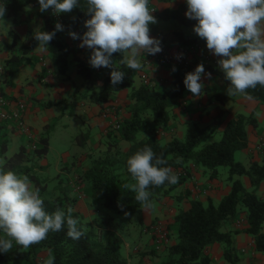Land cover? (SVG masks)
Segmentation results:
<instances>
[{"label": "trees", "instance_id": "1", "mask_svg": "<svg viewBox=\"0 0 264 264\" xmlns=\"http://www.w3.org/2000/svg\"><path fill=\"white\" fill-rule=\"evenodd\" d=\"M167 2V0H156ZM83 6L84 0H80ZM36 6L34 18L41 19L40 29L51 32L55 28L50 10L41 13L38 0H0V5H5L6 16L15 15L26 4ZM187 9L186 0L180 1L176 7L167 8L158 13H151L160 19H176L182 26L197 23L183 15ZM85 8L77 7L71 13L60 14L63 31L56 32L55 38L48 45L50 59L57 73L66 77L68 65L73 62L75 71L83 79H92L101 75V84H90L80 93V97L103 106L113 105L118 126L115 130L106 124L107 143L103 151L92 158L87 169L76 175L78 191L88 198V206L97 209L102 206L105 214L92 219H84L83 215L73 209L72 216L79 221L78 228L85 229V234L78 240L67 235V225L62 231L49 232L47 239L39 244L23 250L13 242V247L8 252H0V264H43L49 253L55 257L54 264H130L122 255L120 246L123 241L125 223L131 221L140 226H145L140 211L141 205L135 200V193L123 188V184L133 182L127 172L126 161L142 149L150 146L157 155L167 160V165L178 175L177 184H165L160 187H151L150 200L161 198L168 194L173 187L181 184L189 175L190 164L201 167L208 178L219 175V167L226 169L225 179L229 188L216 202L210 198L205 201L190 199L186 209L177 208L173 213L171 222L166 223L168 236L175 235L173 243H163L161 249L154 244L149 249L150 256L160 260L151 264H208L210 257L206 249L213 242L219 243L222 258L229 264H237L238 253L234 247V234L243 230L252 238V249L264 254V232L262 231L264 219V198L257 193L259 182L264 180V142L258 149L262 161L251 160L248 166L235 159L233 153L236 149L246 147L247 137L245 126H256V121L251 115L237 112L227 119L219 137L212 136L217 126L221 123V114L224 109L217 110L212 123L198 125L195 120L188 119L184 124V133L181 138L171 136L169 140L161 141L156 137L157 131L167 128L169 109L179 104L189 91L185 88L183 80L185 74L194 71L198 64H203L206 73H213L224 83L229 82L224 78L219 67L206 63L197 56L186 58L183 61L171 62L165 66L169 70V80L166 85L151 79H141L137 85L133 84L134 76L138 71H133L119 64L121 54H113L115 66L125 73L122 83L113 88L110 81L112 69L101 67L93 71L88 59L82 60L75 55L72 43L66 40V32L74 28L86 29L84 21L90 17L85 14ZM13 20V19H12ZM10 41L3 42L1 47L7 52L6 58L0 63V69L8 78L23 64L24 54L36 44L34 37L31 42L18 43V35L9 29ZM190 42L191 39H184ZM175 67V71H173ZM95 74V75H94ZM126 88L129 99L133 100L127 106L126 116L118 114V108L112 103H105L116 98V92ZM0 94L2 91L0 90ZM251 99L264 102V88L257 86L249 89ZM220 103L232 100L233 96L227 93H216ZM105 103V104H104ZM102 111V110H101ZM54 121L44 126V132L36 138L33 147L26 149L21 145L16 151L6 155V138L4 131L0 132V171L11 170L18 175H27L33 187L42 189L44 184H39L34 174L33 159H38L47 150V132ZM8 122L0 120V128L6 129ZM137 132L141 137H136ZM81 133L75 135L79 139ZM129 142L126 150H121L118 142ZM241 175L248 179L249 186H244ZM44 199L45 210L49 213L57 207L65 210L72 208L77 199L76 195L68 196L61 191L59 195ZM122 206V207H121ZM128 213V215H125ZM122 215L124 220L120 219ZM243 217V225L223 230V223L236 224L235 221ZM135 220V221H133ZM0 237L4 234L0 232ZM41 250L45 254L38 258Z\"/></svg>", "mask_w": 264, "mask_h": 264}, {"label": "crops", "instance_id": "2", "mask_svg": "<svg viewBox=\"0 0 264 264\" xmlns=\"http://www.w3.org/2000/svg\"><path fill=\"white\" fill-rule=\"evenodd\" d=\"M180 1L182 2L183 0H167V2L151 0L149 7L154 9L152 13H158L163 9L176 7ZM27 6L30 8L27 9ZM35 10L36 6L28 3L15 15H5L4 21H1L2 43L10 41L9 29L16 31L18 35L17 45L31 42L34 30H41V19L34 18ZM186 11L187 9L183 12V15H185ZM155 18L157 23L149 25L150 35L161 41L163 49L180 50L187 53V58L197 56L206 63L218 67L217 61L219 58L207 49L206 42L193 31L196 23L182 26L176 19ZM70 31H74V29ZM68 33L69 31L66 32V40L73 44L75 55L82 60L89 59L87 49L76 45ZM184 39H191V41L185 42ZM37 47L38 41L31 50L24 54L23 64L9 78L0 69L1 95L10 100L23 99L26 102L23 120L31 132V139L28 140L26 136L18 133L11 125L6 127V129L0 128V132L4 131L7 143L6 147L8 148L9 144L16 151L20 145H23L26 149L30 148L31 143H34L38 135L44 132V126L52 121L54 123L47 132V149L49 133L53 131L55 125L61 129L69 127L81 128L82 130L79 132L81 133V137L79 139L75 138V141L72 143L71 165L66 164L60 170V172L66 174L63 185L61 182L60 192L64 191L68 196L69 192H71L72 195L77 196V202L88 201V198L78 191V186L81 184L78 185L76 183V175L80 171L87 169L92 161L91 159L103 151L108 140L106 133L107 118L101 115V110H103L102 105L80 97V93L90 84L100 85L102 76L94 74L95 77L92 79H83L75 71L74 64L71 62L65 72L66 77H63L56 72L48 50H40ZM6 56V50L1 47L0 63ZM144 58L145 56L142 54L140 57L142 62ZM95 70L98 69H93L94 72H96ZM142 78L151 79L159 84L166 85L169 80V70L165 65H144L143 69L138 71V74L134 76L133 84L137 85ZM202 81L205 85L202 95L194 97L188 92L180 99L179 104L171 107L169 109L167 128L163 131H157L156 137L162 141L169 140L174 135L181 138L184 133L181 129L184 130V124L188 119L195 120L200 126L210 124L217 110L222 108L224 110L220 117L221 123L216 128V131L219 132L227 119L235 115V113L241 112L245 115H251L256 121V126L249 124L245 126L247 144L246 147L240 148L242 152L239 160L245 166H248L251 160L261 162L262 159L259 156L257 147L264 142V102L248 99L243 95H235L232 100L220 103L216 97V93H227L226 89L228 86L222 83L217 75L213 73H211V78L202 77ZM127 91L126 88L120 89L116 92L115 99L105 102L117 106L118 114L121 116L128 115L126 111L127 106L133 101L129 99ZM128 145L129 142L125 140L118 142V146L123 151L127 149ZM5 154L8 155L6 152ZM65 154L63 152V155ZM190 165L189 175L181 184L173 187L168 194L161 198L151 200L154 203V208H141L140 215L145 225L152 220L163 224L170 223L176 209H186L189 206L190 199L195 198L205 201L207 198H210L213 202H216L227 192L229 185L225 179L227 175L225 174L226 169L215 178H208V174L201 167ZM240 179L244 186H249L245 175H241ZM257 193L264 198V180L259 182ZM86 208L88 209L90 206L87 205ZM87 215L99 217L103 213L99 208H93L92 210L91 207ZM231 227H237V225L227 222L223 230ZM262 231L264 232V222ZM174 240L175 235L172 233L166 243L171 244ZM153 241L154 239H151L146 245H153ZM252 241V238L243 230H239L234 234L233 244L239 256L237 264H264V254L252 249ZM132 244L131 253H125L126 249H124L122 254L126 257L128 263L138 264L140 263V259H142L143 264H151L162 257V254L156 257L150 256L145 252L142 258H139V250L144 249L139 248L134 243ZM121 247L123 248V244H121ZM125 247L126 243H124ZM127 250L129 251V249ZM206 252L210 257L208 264H229L222 258L219 243L213 242L208 245Z\"/></svg>", "mask_w": 264, "mask_h": 264}, {"label": "clouds", "instance_id": "3", "mask_svg": "<svg viewBox=\"0 0 264 264\" xmlns=\"http://www.w3.org/2000/svg\"><path fill=\"white\" fill-rule=\"evenodd\" d=\"M150 2L84 0L82 6L80 0H38L41 13L51 10L58 16L71 13L77 7L86 9L85 14L90 17L84 21L87 31L82 36L74 31L68 34L74 40H81L79 47L91 50L88 63L92 68L112 69L113 88L125 78V73L115 66L113 54H121L120 65L140 71L144 67L142 54L156 55L162 51L161 41L150 35L149 25L157 23L151 14L154 9H150ZM186 4V17L197 22L193 31L219 58L217 65L229 82L227 95L251 99L249 89L264 88V0H186ZM5 13V5H0V21H4ZM63 30L59 22L51 32L34 30L37 48L47 49L56 32ZM202 77L211 78L203 64L185 74L183 84L194 97L203 93ZM166 165L162 154L157 155L148 145L127 159V172L133 182L123 184V188L135 193V200L143 209L154 208L151 187L178 183V175ZM72 212L71 207L67 212L57 207L49 213L39 188L33 187L27 175L0 171V232L4 234L0 237V252L10 251L13 242L26 251L47 239L49 232L62 231L65 224L68 237L80 239L86 230L78 228L79 221L73 218ZM54 261L55 257L49 253L43 264H54Z\"/></svg>", "mask_w": 264, "mask_h": 264}, {"label": "rangeland", "instance_id": "4", "mask_svg": "<svg viewBox=\"0 0 264 264\" xmlns=\"http://www.w3.org/2000/svg\"><path fill=\"white\" fill-rule=\"evenodd\" d=\"M26 8L28 9L30 7L27 6ZM182 53L186 59L187 53L186 52H182ZM81 130L82 129L78 127H75V128L69 127V128L61 129L60 127L55 125L53 128V131L49 133L48 149L46 150L44 155L39 157V159H33L32 161H30L31 163L35 165L34 174L36 178L38 179L39 184H44V188L40 189L41 197H47L49 199V198H52L53 196L60 194L61 182L63 185L64 177L66 175L64 172H60V170L66 164H68L69 166L71 165L70 160L72 158V151H73L72 143L73 141H75V135H77ZM181 130L182 132L184 131L183 129ZM219 134L220 132L215 131L212 138L217 139L219 137ZM136 137H141V133L137 132ZM20 146H18L17 149ZM14 150L15 148L8 144L6 153L7 154L11 153ZM63 152H65L66 154L63 155ZM241 152H242L241 149H236V151L233 153V156L235 157V159L241 158L240 156ZM225 169H227V167L220 166L219 172L222 173L223 171H225ZM70 195H72L71 192H69V196ZM87 205H88L87 200L84 202L75 201L72 206V209L80 212L83 215L84 219H92L93 217L97 218L96 216L87 215L89 209H91V207L87 209L86 208ZM99 210L103 214H105V209L102 206H99ZM119 216H120L119 217L120 219L124 220L122 215H119ZM155 223L157 222L152 220L151 222L147 224V227L136 225L132 221L131 223L129 222L128 224L125 223L124 224L125 227L122 231L124 241L122 242L123 248L120 246L121 253L123 254L124 249H126L125 253L126 252L129 253L133 246L132 243H134L139 248L141 247V249H144V250H139L140 252V253L138 252L140 254L139 258H142L143 253L145 252L149 253V247H151V245H146V243L148 241L150 242L151 239L152 240L154 239V234L152 232L151 225ZM225 224L226 223L224 222L222 229L225 227ZM164 225H166V223H164ZM124 243H126L125 248H124ZM127 249H129V251ZM44 254H45V250H41V252L38 254L37 257L41 258V256ZM138 264H143L142 259H140V263Z\"/></svg>", "mask_w": 264, "mask_h": 264}, {"label": "built area", "instance_id": "5", "mask_svg": "<svg viewBox=\"0 0 264 264\" xmlns=\"http://www.w3.org/2000/svg\"><path fill=\"white\" fill-rule=\"evenodd\" d=\"M150 9L152 8L150 7ZM51 15L55 24L57 22L61 23L59 15L58 16L54 15L52 12ZM85 31H87V29L74 28V32H76L80 36H82ZM74 41L76 45H79L81 43L80 39H75ZM1 43H2V31H1V21H0V49H1ZM87 51L90 56L91 50L87 49ZM177 56H180V58L177 59ZM184 59L185 57L180 50L172 51L162 48V51L156 55L146 54L143 63L144 65H150V64L166 65L171 62H178V61L181 62ZM113 107H114L113 105L105 107L104 110L101 111V115L107 118L106 124L109 127L113 128V130H115L118 126V122L115 118ZM25 109H26L25 100L23 99L10 100L6 97H3L0 94V120L4 122H8L9 125H11L18 133L26 136L28 140H30L31 132L23 120V113ZM260 146L261 145H258L257 149H259ZM31 147H33V143H31L30 148ZM235 222L237 226L243 225L244 224L243 217H239V219ZM151 228L154 234V241H153L154 246L155 248L158 249L162 246L163 243L168 241L169 238L168 232L167 229L165 228V225L161 222H157L151 225Z\"/></svg>", "mask_w": 264, "mask_h": 264}]
</instances>
